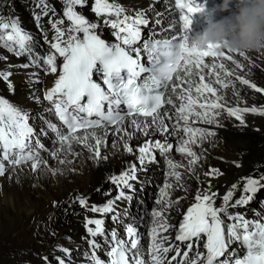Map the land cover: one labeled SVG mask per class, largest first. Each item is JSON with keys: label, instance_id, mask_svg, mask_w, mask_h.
<instances>
[{"label": "snow or ice", "instance_id": "snow-or-ice-1", "mask_svg": "<svg viewBox=\"0 0 264 264\" xmlns=\"http://www.w3.org/2000/svg\"><path fill=\"white\" fill-rule=\"evenodd\" d=\"M61 2L62 14L57 15L51 0H37L40 11L34 19L47 45L43 54L35 51L40 45L17 19L0 15V48L17 58L26 57L21 68L35 67L44 76H53L52 86L42 98L34 96L33 100L46 101V111L58 121L45 120L46 128L37 132L27 111L0 94V177L25 168L56 175L59 170L49 160L68 164L70 157L85 151L96 163L106 161L102 149L109 147L111 136L113 149H122L135 159L109 177L116 194L105 193L110 198L103 205H89L87 198L75 197L88 212L101 217L111 214L114 223L122 224L117 203L133 199L129 193L135 191L138 173L155 163L157 155L164 157L167 171L155 206L146 213L150 222L147 248L141 245L135 218L123 224L121 235L116 229L106 232L103 218L86 217L88 264H264V212L249 219L235 211L246 208L264 191V169L242 177L223 194L208 179L222 176L220 169L210 167L203 173L205 181L197 171L203 156L197 149L213 141L216 129L223 127L220 117L224 113L235 118L239 127H247L246 114L264 116V106L231 107L225 102L223 90L232 88L239 96L237 81L264 94V88L237 73L245 65L232 54L253 64L248 51L233 52L219 43L197 47L190 41L192 16L204 10L198 0H173L169 11L174 15L167 27L154 30L146 39L143 29L150 19L144 10L130 12L119 0ZM85 8L94 18L84 14ZM43 17H48L51 35L41 23ZM155 23H162L160 14ZM104 28L110 30L113 41L102 38ZM0 59L7 61L8 57ZM225 61L235 67L229 68ZM32 75L36 83L41 82L37 73ZM12 76V71L0 69V82L10 93L15 92ZM49 132L54 134L51 150L40 140ZM141 137L142 142L132 144ZM174 154L182 160H175ZM233 163L241 166L238 161ZM185 174L206 186L198 187L193 202L180 213L181 221L173 225L170 213L183 197L173 200L172 192L177 188L187 191ZM57 247L64 255L53 259L57 264H70L71 251ZM41 260L52 264L49 256Z\"/></svg>", "mask_w": 264, "mask_h": 264}, {"label": "bare ground", "instance_id": "bare-ground-1", "mask_svg": "<svg viewBox=\"0 0 264 264\" xmlns=\"http://www.w3.org/2000/svg\"><path fill=\"white\" fill-rule=\"evenodd\" d=\"M33 1L37 0H0V15L15 18L23 23L36 44L40 45L35 51L43 54L47 51V46L42 43L39 29L36 28L33 19L37 12L33 8ZM119 2L130 12L144 10L150 19L149 27L156 32H160L161 27H167L174 15L169 11L172 8V0H119ZM51 3L61 15V0H51ZM83 11L87 17L94 18L88 8ZM157 14L162 16L160 25L155 23ZM43 25L46 30V24ZM247 54L253 64H249L238 54L235 55L234 58L245 65L243 70H237V73L264 88V49L251 50ZM0 56L8 57L7 61L0 59V69L13 72L11 80L15 86V92L10 93L5 84L0 82V92L27 111L30 116L29 122L37 132L41 128H46L45 120L57 123L55 117L46 111L47 103H37L33 100L34 96L42 98L43 90L54 80L53 76H44L42 71L35 67L21 68L20 65L26 63L27 58L18 60L3 48H0ZM226 64L229 68L235 67L229 62ZM9 65L15 67L10 68ZM33 73L39 75L40 83L35 82ZM235 91L239 96L234 95L232 88L223 90L228 106L239 105L241 108L264 106V94L256 93L238 81ZM245 120L247 127H239V122L235 118H230L224 113L220 117L223 127L216 129L217 135L213 141L204 143L203 149H197L198 152H203L200 167L197 169L201 181H205L203 173L210 167L218 168L223 173L218 178H208L217 192L224 193L231 184L242 177L254 175L257 169H264V116L249 113L245 115ZM112 139L110 136L109 147L102 149V154L108 156L106 161L96 163L88 158L85 151L78 157H70L71 162L68 164L49 160L50 166L59 170L56 175L47 170L32 173L25 168L22 172H10L5 177H0V264H44L41 260L43 256H49L52 264H57L53 257L64 255L58 251L57 246L71 251L70 264H86L85 252L88 251V247L85 218H94L96 215L82 208L75 201V197L83 196L87 198L89 204L103 205L110 198L105 193L111 191L113 196L116 194L115 186L111 184L109 177L118 175L135 159L122 149H113ZM143 139L141 137L139 140H133L132 144L140 143ZM40 140L49 150L53 149V133L40 136ZM76 150L81 151L79 148ZM44 158L49 159L46 153ZM173 158L177 161L182 160L178 154H174ZM234 161H238L241 166L237 168ZM166 171L165 159L161 157L138 173V181L133 182L135 191L129 193L133 199L117 203L116 214L121 217L123 223H114L111 214L99 216L104 219L106 232L116 229L121 233L123 224L132 223L133 218L138 224L139 232H144L148 222L145 206L153 208L154 200L159 195L157 191L154 194L148 191L149 185L159 180L161 182ZM185 185L187 191L175 189L176 197L180 196L183 199L177 210L171 212L172 216H177L187 207L198 187L206 186L199 185L195 179L188 178L187 174ZM262 197L264 198V195ZM141 217L144 218L143 221L140 220ZM100 240L102 242V239Z\"/></svg>", "mask_w": 264, "mask_h": 264}, {"label": "clouds", "instance_id": "clouds-1", "mask_svg": "<svg viewBox=\"0 0 264 264\" xmlns=\"http://www.w3.org/2000/svg\"><path fill=\"white\" fill-rule=\"evenodd\" d=\"M234 0H221L219 13H231ZM191 42L202 47L219 43L233 52L264 48V0H239L234 14L208 24Z\"/></svg>", "mask_w": 264, "mask_h": 264}, {"label": "rangeland", "instance_id": "rangeland-1", "mask_svg": "<svg viewBox=\"0 0 264 264\" xmlns=\"http://www.w3.org/2000/svg\"><path fill=\"white\" fill-rule=\"evenodd\" d=\"M45 46H46V45H45ZM3 61H4V60H3ZM250 90H252V89H250ZM157 158L159 159V158H161V156H160V155H157ZM157 182H159V181H157ZM157 182H155V183L152 184V185H149L148 191L153 192V194H154V193H155L154 188H155ZM149 209L151 210L152 207H150V206H148V205L145 206V210H147V212H148Z\"/></svg>", "mask_w": 264, "mask_h": 264}, {"label": "water", "instance_id": "water-1", "mask_svg": "<svg viewBox=\"0 0 264 264\" xmlns=\"http://www.w3.org/2000/svg\"><path fill=\"white\" fill-rule=\"evenodd\" d=\"M156 189H159V185L156 186Z\"/></svg>", "mask_w": 264, "mask_h": 264}]
</instances>
